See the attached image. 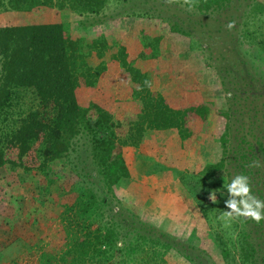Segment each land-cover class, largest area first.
<instances>
[{
  "label": "rangeland",
  "instance_id": "rangeland-1",
  "mask_svg": "<svg viewBox=\"0 0 264 264\" xmlns=\"http://www.w3.org/2000/svg\"><path fill=\"white\" fill-rule=\"evenodd\" d=\"M256 4L255 11H251ZM146 8L147 15L133 14ZM12 16L14 11L0 5V24ZM57 17L58 13L43 15L46 20ZM81 18L86 24L93 23L83 28L106 33L110 41H117L115 45L124 44L129 53L135 50L136 40L142 38V25L150 35H161L160 49L154 57L133 55L138 66L151 72L152 88L177 96L175 74L191 70L209 94L228 99L233 113L226 167L221 175H206L202 169L206 147L197 144L182 149L173 132L150 133L138 146L124 145L129 176L122 178L113 192L102 187L98 173L92 171L87 151L82 149L68 156L66 168L57 166L48 174L2 166L0 264H43L40 253L46 244L40 246L36 239L41 235L47 243L56 239L61 199L85 184L107 195L103 214L93 219L95 224H112L119 245L121 240L127 241L135 232L142 231L144 224L156 229L172 246L165 250L164 246L147 245L132 256L121 255L125 260L120 264H250L242 257L252 248L254 259L264 264V219L256 223L251 218L223 216L230 210L225 204L229 199L226 185L241 169V156L234 159L233 149L240 153L243 147L249 148L245 146L248 141L241 142L244 135L254 149L244 175L249 178L252 195L264 201V150L257 144L261 140L264 145V0H230L228 7L218 12H200L184 0L171 4L166 0H107L98 15L69 12L62 16L72 33L81 30ZM175 21L191 34L173 32L170 26ZM230 21L235 22L232 29L226 27ZM222 42L227 44V50L221 48ZM88 58L98 60L92 54ZM112 69L117 68L108 72ZM115 92L116 89L112 94ZM36 102L31 88L21 89L10 109L11 117L18 118ZM219 125L222 127L223 123ZM80 142L82 145L83 139ZM256 163L259 167H250ZM212 192L217 196L215 203L209 199ZM111 260L114 261L113 257ZM51 263L65 264L54 259Z\"/></svg>",
  "mask_w": 264,
  "mask_h": 264
},
{
  "label": "trees",
  "instance_id": "trees-1",
  "mask_svg": "<svg viewBox=\"0 0 264 264\" xmlns=\"http://www.w3.org/2000/svg\"><path fill=\"white\" fill-rule=\"evenodd\" d=\"M229 1L193 0L192 6L200 12H218L226 9ZM106 2L0 0L1 6L14 11L11 20L0 24V167L48 174L57 166L66 168L68 156L82 149L87 151L102 187L113 192L114 186L129 176L124 145L138 146L150 133L173 132L182 149L203 144L207 149L203 172L221 175L226 167L233 113L228 99L209 94L191 70L175 74L177 96L152 88L151 72L138 66L135 56L154 57L160 49L161 35H150L145 25L140 27L142 38L136 40L135 50L129 53L124 44L115 45L117 41H110L106 33L83 28L92 21L86 24L81 18L79 29L87 31L72 33L62 19L69 12L98 15ZM256 8L257 4L251 11ZM146 9L133 14L147 15ZM50 13H58V17L43 18ZM170 29L191 34L179 21L173 22ZM247 34L252 37L251 31ZM220 45L227 50L226 43ZM91 54L98 58L96 62L88 58ZM112 67L117 69L108 72ZM145 81H150L151 87ZM28 88L36 96V105L13 119L10 109L20 90ZM101 95L107 99L102 100ZM240 139L249 142L245 145L249 148L243 147L240 153L233 149L234 159L241 156L238 172L244 175L254 149L245 135ZM257 144L264 150L261 140ZM60 203L56 239L50 243L44 235L36 239L40 246L46 244L40 253L43 264H52L53 259L65 264H120L125 260L121 255L132 256L150 244L164 246L165 250L172 247L161 233L144 224L142 231L127 241L121 240L119 245L112 224L94 223L93 217L103 214L108 198L91 184L71 191ZM246 253L242 257L245 261L259 264L252 255L253 248Z\"/></svg>",
  "mask_w": 264,
  "mask_h": 264
},
{
  "label": "clouds",
  "instance_id": "clouds-1",
  "mask_svg": "<svg viewBox=\"0 0 264 264\" xmlns=\"http://www.w3.org/2000/svg\"><path fill=\"white\" fill-rule=\"evenodd\" d=\"M174 0H166V3H173ZM184 3L190 7L193 5V0H184ZM228 29L235 27V22L230 21L227 26ZM145 84L151 87L150 81H145ZM141 90V89H138ZM250 167H259V164H252ZM229 199L225 201L226 207L230 209L223 213V216L229 219L236 217L251 218L256 223L264 219V201L259 200L252 195L249 178L243 174L236 175L230 183L226 185ZM237 197L239 199H237ZM209 199L215 203L217 196L215 192L210 193Z\"/></svg>",
  "mask_w": 264,
  "mask_h": 264
}]
</instances>
